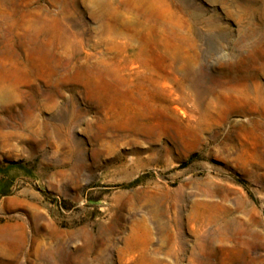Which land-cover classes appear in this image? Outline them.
<instances>
[{
    "label": "rangeland",
    "instance_id": "rangeland-1",
    "mask_svg": "<svg viewBox=\"0 0 264 264\" xmlns=\"http://www.w3.org/2000/svg\"><path fill=\"white\" fill-rule=\"evenodd\" d=\"M163 1L0 0V264H264V0Z\"/></svg>",
    "mask_w": 264,
    "mask_h": 264
},
{
    "label": "bare ground",
    "instance_id": "bare-ground-1",
    "mask_svg": "<svg viewBox=\"0 0 264 264\" xmlns=\"http://www.w3.org/2000/svg\"><path fill=\"white\" fill-rule=\"evenodd\" d=\"M126 4V3H125ZM134 4H136L138 7L140 6H149V7H153L156 10L162 12L165 8H166V3L163 0H134ZM247 120V118H245ZM251 125L252 124H256V122L253 123V121L249 120L248 121ZM248 123V124H249ZM251 125H247L244 123H241V130L244 132H252V126Z\"/></svg>",
    "mask_w": 264,
    "mask_h": 264
}]
</instances>
